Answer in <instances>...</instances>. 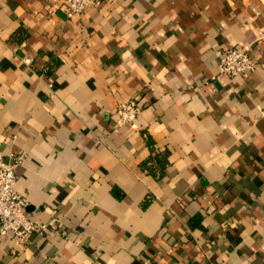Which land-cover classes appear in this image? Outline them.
Returning <instances> with one entry per match:
<instances>
[{
  "label": "crops",
  "instance_id": "obj_1",
  "mask_svg": "<svg viewBox=\"0 0 264 264\" xmlns=\"http://www.w3.org/2000/svg\"><path fill=\"white\" fill-rule=\"evenodd\" d=\"M64 3L0 0V157L43 227L0 264H264V0Z\"/></svg>",
  "mask_w": 264,
  "mask_h": 264
},
{
  "label": "built area",
  "instance_id": "obj_2",
  "mask_svg": "<svg viewBox=\"0 0 264 264\" xmlns=\"http://www.w3.org/2000/svg\"><path fill=\"white\" fill-rule=\"evenodd\" d=\"M68 17L81 14L88 6H100L103 0H64ZM255 63L249 47L235 46L224 50L218 60L217 69L221 76L246 75L254 70ZM141 106L136 100L121 102L116 109V125L134 127ZM15 163L5 162L0 157V236L10 233L17 241H23L29 234L39 232L43 227L32 221L27 212V199L17 193L15 184Z\"/></svg>",
  "mask_w": 264,
  "mask_h": 264
}]
</instances>
